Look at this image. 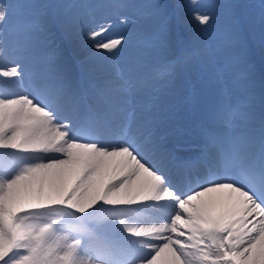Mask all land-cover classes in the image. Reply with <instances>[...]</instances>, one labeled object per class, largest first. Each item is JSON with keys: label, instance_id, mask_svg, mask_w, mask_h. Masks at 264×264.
<instances>
[{"label": "snow or ice", "instance_id": "obj_1", "mask_svg": "<svg viewBox=\"0 0 264 264\" xmlns=\"http://www.w3.org/2000/svg\"><path fill=\"white\" fill-rule=\"evenodd\" d=\"M191 3L192 18L205 26L200 34L208 33L212 6ZM93 7L0 0V61H24L0 66L3 84L16 89L0 88V264H264V93L257 115L251 98L234 103L222 90L198 126L199 154L176 157L148 127L158 119L155 86L147 124L134 125L133 115L136 94L149 87L148 54L165 43L169 6H139L160 23L134 43L98 40L112 23L94 21L87 36L112 61L111 74L86 84L60 60L52 27L77 29L79 11ZM229 7L233 20L218 42L237 50L244 67L238 86L247 90L246 15ZM259 23L264 46V0ZM6 32L13 42L7 53ZM125 44L131 51L121 65L115 54ZM177 63L152 79L167 80ZM65 109L76 115V127L61 122ZM105 133L112 143L102 142ZM169 167L183 169L181 184L172 183Z\"/></svg>", "mask_w": 264, "mask_h": 264}, {"label": "rangeland", "instance_id": "obj_2", "mask_svg": "<svg viewBox=\"0 0 264 264\" xmlns=\"http://www.w3.org/2000/svg\"><path fill=\"white\" fill-rule=\"evenodd\" d=\"M258 94H259V91H258Z\"/></svg>", "mask_w": 264, "mask_h": 264}]
</instances>
